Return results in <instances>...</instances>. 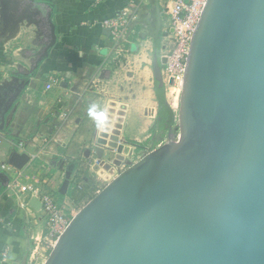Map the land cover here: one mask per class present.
Instances as JSON below:
<instances>
[{
    "label": "water",
    "instance_id": "water-1",
    "mask_svg": "<svg viewBox=\"0 0 264 264\" xmlns=\"http://www.w3.org/2000/svg\"><path fill=\"white\" fill-rule=\"evenodd\" d=\"M26 1L10 3L24 4L14 29L31 35V55L9 65L18 82L5 113L56 43L52 8ZM165 62L153 55L160 87ZM120 120L94 134L84 152L83 171L104 188L44 264H264V0H206L184 68L178 137L117 174L130 153L119 140ZM28 161L13 153L9 164L21 170ZM59 166L64 196L76 165ZM29 206L38 212L41 204L31 198ZM28 219L31 233L34 214Z\"/></svg>",
    "mask_w": 264,
    "mask_h": 264
},
{
    "label": "crops",
    "instance_id": "crops-1",
    "mask_svg": "<svg viewBox=\"0 0 264 264\" xmlns=\"http://www.w3.org/2000/svg\"><path fill=\"white\" fill-rule=\"evenodd\" d=\"M11 1L20 0H0V165L9 163L13 153L20 154L16 147L19 142L38 133L50 137V151L40 155L49 162L48 166L40 169L26 164L20 180L53 193L58 202L74 207L77 213L83 201L99 192L96 187L100 179L83 171L87 163L84 152L91 147L94 134L98 137L105 128L110 132L116 119L121 118L120 142L140 146L141 139L151 137L152 125L157 119L151 65L144 66L140 72L135 65L122 79L116 80L119 58L114 54L110 34L107 35L102 22L117 16L124 5L131 3L137 18L131 42L126 47L135 46L137 49L130 55L137 56L142 43L151 39L152 48L148 50L152 53V62L157 53L156 41H159L158 56L162 49L165 16L159 0H35L34 6L52 8L56 43L31 83L5 113L18 82L11 75L14 70L9 65L31 55L25 49L31 35L23 33L20 27L14 29L24 4H16L15 9ZM34 28L32 26L31 30ZM12 36L20 39H12ZM50 78H57L59 83L45 90ZM166 99L168 102V96ZM110 109L114 112H109ZM61 111L66 113L64 119L59 116ZM118 112L122 115H117ZM148 112L151 120L144 122ZM157 135L153 143L159 138ZM60 162H64L65 167L76 165L71 177L80 187L75 191L67 190L64 196L59 194L64 179ZM7 181V174L0 167V264H33L34 260L29 259L28 218L36 215L32 210L19 208L17 196H6Z\"/></svg>",
    "mask_w": 264,
    "mask_h": 264
},
{
    "label": "built area",
    "instance_id": "built-area-1",
    "mask_svg": "<svg viewBox=\"0 0 264 264\" xmlns=\"http://www.w3.org/2000/svg\"><path fill=\"white\" fill-rule=\"evenodd\" d=\"M159 2L165 16L164 33L167 34L163 37L165 44L162 45L159 56L166 59L161 67L162 85L165 90L166 86L179 85L181 88L190 41L206 0H159ZM136 18L137 14L133 5L127 3L117 16L102 22V27L110 30V43L116 57L123 56L127 52L126 45L131 42L130 38L134 33L133 24ZM58 83L57 78H50L45 84V90H50ZM59 116L64 119L66 113L61 111ZM165 142L166 140H162L156 144L148 145L142 148L138 154L132 152V157H135V160L125 156L122 164L116 167L117 174L129 167L125 163L126 161L133 165ZM16 147L20 154L28 156V166L32 164L40 169H45L48 166L49 162L41 159L40 155L45 151H50V137L38 133L28 140L19 142ZM0 167L8 176L5 194L8 197L17 196L19 208L31 211L32 208L29 206L31 198H35L41 204L40 210L34 212L36 215L35 226L29 237V259L31 262L36 261L37 264L40 261L44 264L76 211L74 207L69 208L64 203L58 202L53 193L43 192L33 184H23L20 180L22 169L19 170L7 162L2 163ZM79 188L76 180L70 177L67 190L75 191ZM39 258L40 260H38Z\"/></svg>",
    "mask_w": 264,
    "mask_h": 264
},
{
    "label": "rangeland",
    "instance_id": "rangeland-1",
    "mask_svg": "<svg viewBox=\"0 0 264 264\" xmlns=\"http://www.w3.org/2000/svg\"><path fill=\"white\" fill-rule=\"evenodd\" d=\"M165 44V40L163 39V38H161V43H160V45H161V47H162V45H164ZM129 46H132V45H129ZM148 48L150 49V48H152V44H151V39H148V42L146 43V42H144V43H142V46L141 47H139L138 48V50L140 51V54L139 55H137V56H131L130 55V52L132 51L133 52V50H136L137 48L134 46V48L132 49L131 47H126V50H127V52L126 53H124V56H119L118 58V61H119V63H118V66H117V69H118V72L116 73V80L118 79H122L123 78V76H125L126 74H128L129 72L127 71V70H130V69H134V67H135V65L137 66V68L139 69V72H140V70L144 67V66H146V65H151V57H152V53L148 50ZM148 53H149V55H148ZM120 76H121V78H120ZM172 87H174V88H179L180 89V92H181V88L179 87V85H175V86H172ZM171 87H168V86H166V92H165V94L168 92V90L170 89ZM179 96H180V93H179ZM168 102H169V105L171 106V108L173 109V111L176 113V118H175V125L171 128V130H169L170 131V133H169V131L163 136V138L162 139H160V140H158V142H160V141H162V140H166L167 141V139H168V137L169 138H175L177 135H178V133H179V130L177 129V127H178V107H179V97H178V100H177V106H173V100L171 99H169L168 98ZM154 101V100H153ZM149 115H150V112H148V114L146 113L145 114V116H144V122H148V121H150L151 119H150V117H149ZM120 122H121V120H120ZM155 124H156V119H154V123H153V125H152V127L153 126H155ZM169 135V136H168ZM158 135H157V133H155V132H152V135H151V137L149 138V139H141L140 141V146H138V147H135L134 148V146L133 147H131L130 146V153H129V155H127L129 158H132V160H135V157H132V152L133 153H135V154H138V152L142 149V148H144V147H147L148 145H152V144H154L153 143V140H152V138H156ZM157 140V139H156ZM155 140V141H156ZM122 142H123V144L124 145H127L128 146V144H125V143H127L126 141H124V140H122ZM93 176L95 177V178H97V176L96 175H94L93 174ZM92 182L94 181V180H91ZM90 181V182H91ZM105 184V182H103L102 180H100L98 183H97V187H96V190H98V191H101L103 188H104V185ZM92 198H89L87 201H83L82 203H81V205L77 208V210L79 209V210H81V208H83L90 200H91ZM38 260H40V258L38 259ZM42 260V259H41ZM33 264H37L36 263V261H34L33 262ZM38 264H43V262H39Z\"/></svg>",
    "mask_w": 264,
    "mask_h": 264
},
{
    "label": "trees",
    "instance_id": "trees-1",
    "mask_svg": "<svg viewBox=\"0 0 264 264\" xmlns=\"http://www.w3.org/2000/svg\"><path fill=\"white\" fill-rule=\"evenodd\" d=\"M154 48L155 51L159 53V41L154 43ZM154 95L157 103V119L156 124L152 127L151 131L159 134V137L162 138L167 131L175 125L176 113L167 102L165 87H160L156 80H154ZM154 144H156V142H154Z\"/></svg>",
    "mask_w": 264,
    "mask_h": 264
},
{
    "label": "bare ground",
    "instance_id": "bare-ground-1",
    "mask_svg": "<svg viewBox=\"0 0 264 264\" xmlns=\"http://www.w3.org/2000/svg\"><path fill=\"white\" fill-rule=\"evenodd\" d=\"M143 12V11H142ZM144 15V14H143ZM152 18V17H151ZM145 20V19H144ZM142 21V20H141ZM144 22V21H143ZM179 93H180V89L179 88H174L171 87L168 92L166 93V96H168V98L171 100H173L172 102L174 103L173 106H177V100L179 97ZM42 262V261H41Z\"/></svg>",
    "mask_w": 264,
    "mask_h": 264
}]
</instances>
